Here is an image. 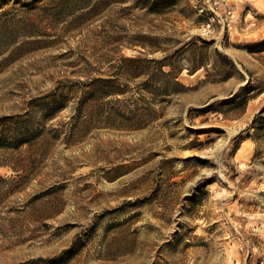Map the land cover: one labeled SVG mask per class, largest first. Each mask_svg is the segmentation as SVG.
Here are the masks:
<instances>
[{
    "label": "rangeland",
    "instance_id": "obj_1",
    "mask_svg": "<svg viewBox=\"0 0 264 264\" xmlns=\"http://www.w3.org/2000/svg\"><path fill=\"white\" fill-rule=\"evenodd\" d=\"M31 1L0 0V264H264V0Z\"/></svg>",
    "mask_w": 264,
    "mask_h": 264
},
{
    "label": "trees",
    "instance_id": "obj_2",
    "mask_svg": "<svg viewBox=\"0 0 264 264\" xmlns=\"http://www.w3.org/2000/svg\"><path fill=\"white\" fill-rule=\"evenodd\" d=\"M166 1V0H165ZM40 2V0H34V1H31V4H35V3H38ZM127 61H124L123 63H125ZM166 67V64H164L163 62L159 63L158 65V72L163 75V76H168L169 73H165L163 71V68ZM125 72V70H123V73ZM116 75H119V72L118 74ZM103 85H107L109 87H113L115 85V82L111 79H106V80H102V79H95L93 80V82L91 83V88L89 90V92H87V96H85L84 100H83V103L82 105H80V109L81 110H89V107L92 103V100L94 98V90L97 86H103ZM119 88H117V91ZM103 91V88L102 90ZM100 95L103 96L104 94H102V92H100ZM44 99L42 98L41 100L39 101H35L34 104H33V107H37L35 106V104H39L43 101ZM38 109H42V108H38ZM57 110H61V107H58ZM43 111L45 112V114L43 115V118H44V121H48V120H51L53 117H54V114H53V109H50V108H43ZM79 111V109H78Z\"/></svg>",
    "mask_w": 264,
    "mask_h": 264
},
{
    "label": "bare ground",
    "instance_id": "obj_3",
    "mask_svg": "<svg viewBox=\"0 0 264 264\" xmlns=\"http://www.w3.org/2000/svg\"><path fill=\"white\" fill-rule=\"evenodd\" d=\"M234 134H235V133H234V132H232L231 136H232V135H234Z\"/></svg>",
    "mask_w": 264,
    "mask_h": 264
}]
</instances>
